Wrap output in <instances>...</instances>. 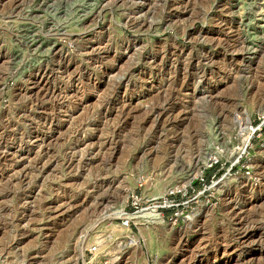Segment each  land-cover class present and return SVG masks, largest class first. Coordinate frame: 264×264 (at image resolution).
<instances>
[{
	"label": "rangeland",
	"instance_id": "1",
	"mask_svg": "<svg viewBox=\"0 0 264 264\" xmlns=\"http://www.w3.org/2000/svg\"><path fill=\"white\" fill-rule=\"evenodd\" d=\"M258 112L264 0H0V264H264ZM208 155L192 218L115 214Z\"/></svg>",
	"mask_w": 264,
	"mask_h": 264
},
{
	"label": "built area",
	"instance_id": "2",
	"mask_svg": "<svg viewBox=\"0 0 264 264\" xmlns=\"http://www.w3.org/2000/svg\"><path fill=\"white\" fill-rule=\"evenodd\" d=\"M250 126L252 131L250 140L251 141L253 139L260 140L263 136L262 132L264 127V114L258 112L252 118V120H250ZM248 146H252V142ZM238 161L239 159L236 161V163ZM217 162H218V158H214L213 156H209V155L206 160H200L199 172L196 173L195 176L193 177V180L196 181L195 182L196 185L193 186L189 184L190 189L192 191L195 190L194 196L187 198L186 196L188 194L187 193L188 190L186 189L185 186H180L169 189L161 196L159 195L156 196V198L154 197L151 205L155 210V213L158 216V218L163 216V211L165 209H172L170 217L173 218L174 220L180 219L184 221L190 219L189 216L196 212V209L199 206L200 201L203 202V205H210L215 198L214 192H212L210 189V185L213 182L215 183V181H217L225 173L230 174V171L233 169V166L236 165L233 164V166L232 165L229 166L227 170L225 168V171L216 177L217 171L219 170L220 166L218 165L213 169V165H215ZM238 169L245 174L249 172L247 163L240 165L239 168H237V170ZM137 183L138 185L144 186L146 184V178L139 177L137 179ZM176 198H180V199L176 200ZM132 199L134 200V201L132 200L134 204L141 205V203H144L145 201L149 200V197L141 198L140 195V197L137 198V196L134 194L132 196ZM146 206L148 205L140 206L139 209ZM92 249H94V247H89L87 250L91 252Z\"/></svg>",
	"mask_w": 264,
	"mask_h": 264
},
{
	"label": "bare ground",
	"instance_id": "3",
	"mask_svg": "<svg viewBox=\"0 0 264 264\" xmlns=\"http://www.w3.org/2000/svg\"><path fill=\"white\" fill-rule=\"evenodd\" d=\"M262 114H264V112H262ZM250 127H251L250 126V119H249V115L247 114L245 116V118L243 120H241V122L239 124V130L242 132V134H245L247 136L246 138H247L248 141H250L251 135H252L251 134L252 131H251ZM207 157H205L203 160H206ZM190 165H191V171L188 174H185L186 178H185V181H183L184 185L189 183L192 180V178L195 176V174L199 172L198 158L192 159V162L190 163ZM230 179H231V177H229L226 174H224L217 181H215V183L213 182L214 184L212 183V185H210V186H211V188H214L216 190L221 191L223 186H225L227 181H229ZM212 191H215V190H212ZM124 199H126V196L124 197ZM124 201L125 200L122 201L120 209L117 212H115V214L119 215L120 217H125V218H129L130 217V218H135V219H138L139 217H146V216L158 217L156 215V213H155V210H149V209L143 210L140 213H127V212H124V210L122 208V206L124 204ZM200 203L203 204L202 201H200ZM204 206H206V205H204ZM194 215H195V213L191 214L189 217L192 218ZM133 241H134V238H133ZM83 255H84V249H81L80 252H79V256L83 257Z\"/></svg>",
	"mask_w": 264,
	"mask_h": 264
}]
</instances>
